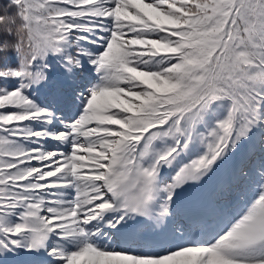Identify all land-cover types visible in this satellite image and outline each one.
Returning <instances> with one entry per match:
<instances>
[{
	"label": "snow or ice",
	"instance_id": "6c2138e0",
	"mask_svg": "<svg viewBox=\"0 0 264 264\" xmlns=\"http://www.w3.org/2000/svg\"><path fill=\"white\" fill-rule=\"evenodd\" d=\"M0 264H264V0H0Z\"/></svg>",
	"mask_w": 264,
	"mask_h": 264
},
{
	"label": "rangeland",
	"instance_id": "374dc122",
	"mask_svg": "<svg viewBox=\"0 0 264 264\" xmlns=\"http://www.w3.org/2000/svg\"><path fill=\"white\" fill-rule=\"evenodd\" d=\"M222 171L224 169L223 164L219 167ZM212 183V179L211 177L209 178L208 181H206V183L204 184V189H206V191L204 192V202L207 203L210 208H213V205H211V199L209 198V190L207 189L206 184H211ZM199 202V201H197ZM182 203H188V193L186 190V193L184 194V196L182 197ZM237 207H235L232 210H225L222 213H213V215L211 217H209V220L207 222H203V224L201 226H199V228H201L202 230L207 228V227H213L216 224L221 223L230 213H232L233 211H235ZM159 248V247H158Z\"/></svg>",
	"mask_w": 264,
	"mask_h": 264
}]
</instances>
